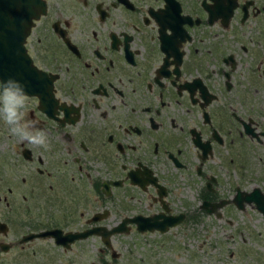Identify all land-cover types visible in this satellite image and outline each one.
<instances>
[{
  "label": "flooded vegetation",
  "instance_id": "af4514ba",
  "mask_svg": "<svg viewBox=\"0 0 264 264\" xmlns=\"http://www.w3.org/2000/svg\"><path fill=\"white\" fill-rule=\"evenodd\" d=\"M43 1L13 44L50 78L56 106L49 116L24 94L22 122L38 121L30 130L45 133L47 149L3 132L0 117V264H115L112 235L122 232L109 244L100 233L74 234L136 215H181L170 227L192 229L237 209L264 226V0ZM46 176L67 194L37 221L36 204L21 205L18 194ZM182 189L196 206L176 205ZM253 191L261 201L244 199ZM242 240L240 260L250 256Z\"/></svg>",
  "mask_w": 264,
  "mask_h": 264
},
{
  "label": "rangeland",
  "instance_id": "374dc122",
  "mask_svg": "<svg viewBox=\"0 0 264 264\" xmlns=\"http://www.w3.org/2000/svg\"><path fill=\"white\" fill-rule=\"evenodd\" d=\"M263 102L264 98L262 104ZM3 132L9 133L8 131ZM11 139L10 136H5L3 139L6 141V150L10 149ZM57 140L61 142L59 137ZM63 149L66 155V149ZM41 151L44 150L37 149V153H41ZM57 156L62 160L61 153L53 154L52 158L56 159ZM68 161V164L76 169L71 157H68ZM40 166L45 167L43 164ZM56 166V173L62 174V165L56 162ZM262 166L264 167V164ZM48 168L52 170L51 167ZM251 172V166L249 169H245V175H250ZM47 177L44 178V183L40 187L31 188L30 192L25 191L26 197L21 195L24 191L22 188L25 185L22 184L19 189L18 196L21 205L30 204L31 202L36 204L35 208L32 207V215L37 221H48L45 218L47 210L53 212L61 210L62 202L58 196L67 194L56 180L53 181V186H46ZM182 191L180 193L175 192L172 196V200L176 205L181 208L183 205H187L186 202H189L190 205L195 204L196 206L197 200L192 201L189 195H184L183 189ZM141 201L148 202V198L142 195ZM73 203H77L74 196ZM79 203H82V200ZM250 212L255 217H261L260 214L254 211L250 210ZM119 213L116 214L117 218L111 219V222L117 220L120 214H123ZM222 214H206L203 217V224H201L202 222L193 224L192 229L190 226L180 227L176 225L168 228L165 232H140L132 229L129 232L115 233L112 238L117 255L113 261H115V264H264V226L258 222V227L253 228L247 221V213L242 214L237 209L229 215L228 213ZM242 237V242L245 243L243 246L250 248L248 251L250 256L240 260L237 253L241 249L237 247V240ZM188 243H191L190 248L196 252L194 256L187 255L186 246H188ZM100 247L103 246L100 245ZM157 251H159L160 259H158V256H154L152 260L143 258V253L152 252L155 255ZM100 253L102 254V251ZM253 253H258V256Z\"/></svg>",
  "mask_w": 264,
  "mask_h": 264
},
{
  "label": "water",
  "instance_id": "95a60500",
  "mask_svg": "<svg viewBox=\"0 0 264 264\" xmlns=\"http://www.w3.org/2000/svg\"><path fill=\"white\" fill-rule=\"evenodd\" d=\"M44 11L45 3L43 0H0V24H2L0 29L3 28L2 33H0V81L2 88L11 84L21 88L23 94L37 95L40 107L45 109L49 116L54 117V113L48 110L56 106V100L52 93V81L31 63L23 46L18 48L13 44V38L19 36L22 40L27 28L33 23V19L38 18L40 13ZM136 182H140V180ZM256 192L247 193L243 197L247 201H258L259 195ZM236 198L238 197L236 196ZM259 200L261 201V198ZM262 209L264 211V208ZM180 217L181 215L153 214L146 217L136 215L123 218L121 222L108 230L103 226L100 228L93 227L74 234V236L100 233L104 242L109 244L107 237L110 233L127 230V227L124 226L125 221L136 222L139 230L166 231L180 220ZM113 254L116 255L117 253L113 252Z\"/></svg>",
  "mask_w": 264,
  "mask_h": 264
},
{
  "label": "clouds",
  "instance_id": "9594fccd",
  "mask_svg": "<svg viewBox=\"0 0 264 264\" xmlns=\"http://www.w3.org/2000/svg\"><path fill=\"white\" fill-rule=\"evenodd\" d=\"M26 106V97L18 86L11 84L3 88L0 92V117L8 126L10 135L18 138L20 141H27L31 145L48 148L47 137L44 132L31 131L35 129L38 121L23 123V112Z\"/></svg>",
  "mask_w": 264,
  "mask_h": 264
}]
</instances>
